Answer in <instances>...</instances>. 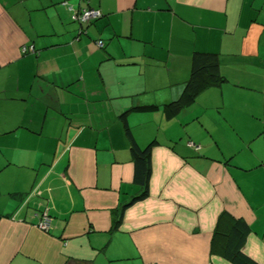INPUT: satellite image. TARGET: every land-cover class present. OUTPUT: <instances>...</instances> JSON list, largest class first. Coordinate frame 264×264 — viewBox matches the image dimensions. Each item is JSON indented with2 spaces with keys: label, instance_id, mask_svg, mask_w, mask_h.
Segmentation results:
<instances>
[{
  "label": "crops",
  "instance_id": "0c3cea01",
  "mask_svg": "<svg viewBox=\"0 0 264 264\" xmlns=\"http://www.w3.org/2000/svg\"><path fill=\"white\" fill-rule=\"evenodd\" d=\"M196 51L226 81L169 114ZM236 219L264 264V0H0V264H236Z\"/></svg>",
  "mask_w": 264,
  "mask_h": 264
},
{
  "label": "trees",
  "instance_id": "16d2710c",
  "mask_svg": "<svg viewBox=\"0 0 264 264\" xmlns=\"http://www.w3.org/2000/svg\"><path fill=\"white\" fill-rule=\"evenodd\" d=\"M93 21L94 20L91 22ZM91 22L87 24H90ZM224 81H226V78L219 72L217 54L196 51L192 59V69L184 93L178 100L167 103L163 108L169 114H175L186 102L195 99L196 95L202 89L213 85H219ZM159 108L160 107L158 105L153 104L138 106L135 110L154 111ZM126 132L130 138L131 152L134 157L136 167L135 181L136 183L144 186V192L133 199V201H137L144 198L148 193V181L152 171V148L156 141L152 142L147 147L142 148L135 140L129 127L126 128ZM249 231L250 227L244 220L236 219L234 221L233 228L230 231L231 233L228 241L229 249L226 255L236 264H258L256 260L242 250V246Z\"/></svg>",
  "mask_w": 264,
  "mask_h": 264
},
{
  "label": "built area",
  "instance_id": "2783aa9c",
  "mask_svg": "<svg viewBox=\"0 0 264 264\" xmlns=\"http://www.w3.org/2000/svg\"><path fill=\"white\" fill-rule=\"evenodd\" d=\"M64 7L70 12V17L74 21H78L81 24H87L92 20H96L100 18L103 14L100 9L94 7H83L81 9H75L73 5H71L68 1L63 2ZM97 44L99 46H104L103 40H98ZM30 51H34L35 49L30 46ZM23 51H26V48H23ZM37 193L35 190L30 192V195ZM34 217L38 219L36 225L45 231L50 230L53 223V217L47 211H36L34 213Z\"/></svg>",
  "mask_w": 264,
  "mask_h": 264
}]
</instances>
